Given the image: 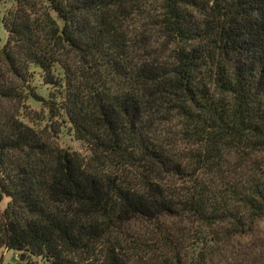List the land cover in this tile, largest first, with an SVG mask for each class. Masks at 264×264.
I'll list each match as a JSON object with an SVG mask.
<instances>
[{"label": "trees", "instance_id": "obj_1", "mask_svg": "<svg viewBox=\"0 0 264 264\" xmlns=\"http://www.w3.org/2000/svg\"><path fill=\"white\" fill-rule=\"evenodd\" d=\"M12 5L0 249L25 264H264V0Z\"/></svg>", "mask_w": 264, "mask_h": 264}, {"label": "rangeland", "instance_id": "obj_2", "mask_svg": "<svg viewBox=\"0 0 264 264\" xmlns=\"http://www.w3.org/2000/svg\"><path fill=\"white\" fill-rule=\"evenodd\" d=\"M12 3H13V0H7V4H3L0 7V47L5 44L6 37H7L6 32L2 27L1 19H2L3 13L13 6ZM63 144L66 146H70L76 150L80 149L79 145L71 143L70 140L68 139H65L63 141ZM7 202H8L7 198H3L0 201V210H3L6 207ZM30 260L32 264H48L46 261H42L39 258L31 257ZM0 264H25V263L19 259V253L14 252V251H5L4 249H0Z\"/></svg>", "mask_w": 264, "mask_h": 264}]
</instances>
